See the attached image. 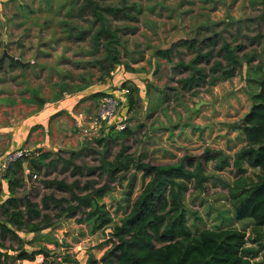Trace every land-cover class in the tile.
Segmentation results:
<instances>
[{"label": "rangeland", "instance_id": "374dc122", "mask_svg": "<svg viewBox=\"0 0 264 264\" xmlns=\"http://www.w3.org/2000/svg\"><path fill=\"white\" fill-rule=\"evenodd\" d=\"M123 1L107 0V3L119 6ZM125 1L128 5L136 4L141 13L137 15L134 11L131 12L137 16L136 21L118 13L119 18L113 20L112 24L114 27H119V38L127 40L128 53L133 54L140 50L143 54L137 62L131 63L134 70H125L135 76L136 82L132 80L130 85L138 87L141 101L139 103L137 101L129 109L127 92L124 95V101L121 100L125 106L120 105L116 118L127 122L125 128L129 129L130 134L117 137L114 128L111 136L101 135L104 139L100 143L96 139H86L83 147L69 146L67 149L60 150L59 156L62 159L56 161L49 169H41V172L36 173L35 186H37L30 194L35 201H40L41 196L49 192L57 197H69L68 192L55 189V187L44 189L42 181L45 179H64L69 183L77 179L82 184L88 180H98L100 183L97 187L104 184L108 186L101 201L106 204L114 224L125 215L129 210V204L140 192L143 185L142 171H137L134 182L129 184L128 179L121 180V182L118 180L123 173H119L116 180L112 182L109 175L103 174L101 177L96 169H89L90 167L99 165L103 156L112 160L122 144L135 158H141V161L154 165L176 163L187 156L192 159L198 158L203 163L207 150L208 152L221 151L228 156L229 161H232L235 152L243 146L244 141L243 133L231 126L240 124L244 116L242 112L249 104H252L249 88L242 82L244 77L235 76L230 81L221 79L213 85L202 84L189 90L182 89L180 85L179 81L189 72L182 66L178 67L179 61L191 60L195 56L194 50L198 45H201L203 50H212V55H214L212 60H219L216 51L222 39L234 41L237 37L236 29L239 26L233 23L223 24L219 18L221 13L217 14L214 19L218 21L211 23L210 15L206 10L211 5L215 6L216 0H206L210 5L204 4L205 0ZM69 2L70 0H1L0 38L4 35L8 38V42L11 41L9 38L29 39L25 45L26 48L23 47L25 51L23 58L31 60L25 62L24 68L7 73L0 85V98L3 90L2 93L6 95L2 97L19 104L22 103L19 97L24 94L38 95V97L47 94L51 96L49 99H55L65 93L78 92L86 86L96 84L101 79L102 72L99 67L92 66L95 57L82 58L81 66L72 63L73 58L79 59L77 52L80 49H86L89 45L90 36L81 42L71 40V43L56 46L54 48L56 53H53L54 58L49 59L43 56L34 60L31 57V49L28 48L34 49V42L39 41L35 38H38L37 31L40 30V22L47 21L52 27V29L49 26L45 28V32L50 36L53 33L51 38L62 36L63 32L60 31L59 22L62 24L71 11ZM262 14L261 11L246 14L247 22L241 26L248 30L241 34L240 42L237 44L249 45L246 51L242 48L240 54L251 52L252 55L264 46V38L261 41L259 38L264 37V23L252 21V18L255 16L260 18ZM233 17L235 18V15ZM199 22L208 26L195 27L199 25ZM190 40H195L197 43L188 47L185 42ZM235 43L233 42V45ZM135 44L139 46L135 47ZM72 46L73 49H71ZM157 49H168L171 59L167 61L162 56H156ZM67 52L68 54L65 55L64 53ZM258 56V62H264V53L261 52ZM69 59H71L70 62ZM122 59L126 60V58ZM4 61L7 63L6 59ZM199 65L206 68L209 66L205 61ZM114 68L124 67L116 65ZM125 82L129 83L131 80L127 79ZM92 87L101 90L97 85ZM113 92L114 89L111 87L109 94ZM198 103L200 104L196 109L195 106ZM71 148L77 149L72 160L73 164L82 167L80 172H74L73 164H66L62 161L69 158ZM215 162V159H210L203 164L205 173L208 175L204 188L194 189L190 183L189 190L184 193L190 228L193 232L203 228L233 227L244 230L246 243L242 254L249 257L252 264H259L262 252L258 250V243L263 242L264 237H258L256 230L264 235V229L254 228L249 220L239 221L235 218L228 191L236 179L234 168L229 166L223 170H215ZM244 167L245 181L255 182L261 171L246 165ZM132 172L133 169L129 170L126 176ZM49 212L53 216L57 210H49ZM62 219L59 225L49 230L48 234L54 233L62 244L66 243L68 247H58L56 250L60 251V254L68 252L71 257L78 260V264H89L90 259L99 260L105 250L111 246L105 242L109 235L102 230L91 233L87 224L80 226L74 218ZM65 228L67 232L63 231ZM40 237L43 239L39 241L46 243L45 238ZM2 243L12 246L10 239L9 241L2 240ZM99 243L102 245L99 246ZM40 245L46 246L45 244ZM49 248L53 249L54 246ZM26 249L31 250L29 247ZM36 257L42 258L39 260L43 263L42 255Z\"/></svg>", "mask_w": 264, "mask_h": 264}, {"label": "trees", "instance_id": "16d2710c", "mask_svg": "<svg viewBox=\"0 0 264 264\" xmlns=\"http://www.w3.org/2000/svg\"><path fill=\"white\" fill-rule=\"evenodd\" d=\"M125 2L124 0L119 6H112L107 0H70L68 5H71L69 8L72 9L62 24L58 21L61 25L60 31L63 33L62 36L51 40V53H56L54 48L58 45L62 46L71 40L81 42L90 36L89 45L79 52L76 50L79 59L73 58L72 63L81 66L82 58L95 57L92 66L99 67L102 72L99 80L101 82L110 76V71L116 65H122L125 70H134L131 63L137 62L143 54L140 50L133 54L128 53L127 40L119 38V27L112 24L113 20L119 18L118 13L137 20L135 13L138 15L141 10L136 4L128 5ZM132 11L135 13H131ZM70 20L72 22H69ZM185 43L192 47L197 42L190 40ZM18 45L24 47L20 43ZM138 46L139 44H135V47ZM46 47V42L39 45L38 58L47 56L42 55ZM239 49L241 44L233 45L223 38L216 51L217 57L221 60H212L214 58L212 50H203V47L198 45L191 60L179 61L178 67L182 66L189 72L179 81L182 89H194L202 84L213 85L221 79L233 77L237 68L243 66L244 58L247 62L255 58L254 54L239 56L237 54ZM64 54L67 55L68 52ZM155 55L162 56L167 61L171 59L168 49H157ZM122 58L126 60L123 61ZM202 60L209 64L207 68L199 65ZM7 63V68L1 71L3 77L10 71L24 68L18 61L8 60ZM0 65L2 68V62ZM248 79L256 84L257 90L252 94L251 107L240 124L231 126L243 132L245 142L235 152L232 161H229L228 156L221 151L207 150L203 163L198 158L192 159L187 156L176 163L154 165L141 161V158H135L122 144L112 160L103 156L99 165L89 168L96 169L101 177L103 174L109 175L112 182L119 173H123L118 180L121 182L128 179L129 184L134 182L137 171H142L141 190L131 201L129 210L120 218L119 223H113L111 213L101 201L106 190L95 193L100 183L98 180L92 179L82 184L77 179L70 183L64 179H45L42 181L44 187L64 190L68 192L69 197H57L49 192L43 194L39 202L31 200L26 195L7 198V207L3 211L4 218L0 221V237L3 240L8 235L18 242V246L6 248L0 242V264L7 259L33 260L36 255L44 257L43 264H78V260L71 257L68 252L60 254V251L56 250L58 247L68 245L62 244L56 237L50 238V234H45V241L53 244L55 248L43 249V245H40L32 246L30 251L23 250V245H31L39 235L25 242L18 236L19 233L38 234L46 229H52L57 226L55 223L62 216L74 217L76 223L87 224L91 233L102 230L109 235L106 241L110 242L111 246L101 256L100 264H252L251 259L242 254L246 243L244 230L233 227L203 228L193 232L188 223V210L184 202V193L189 190L190 183L194 189L204 188L208 175L203 164L215 159V170H223L229 166L234 168L236 179L228 191L235 218L239 221L249 220L254 228L264 229V69L262 72L258 71V75L249 74ZM131 83L121 84V87L128 91L129 109L137 101L138 103L141 101L138 87L131 86ZM107 94L97 93L96 96L102 98ZM107 129L103 130L101 135L111 136L114 125L109 124ZM127 134H130L128 128L116 130L117 137ZM103 139L101 136L96 140L100 143ZM74 155L71 153L69 158L62 161L73 164ZM60 159H62L60 156L55 158L52 154L42 152L37 158L15 162L2 177L8 178V174L13 173L15 175H12L9 181L22 184L24 177L16 176V171L23 172V162H27L28 167L40 172L42 168L49 169ZM43 161L47 162L44 164ZM244 165L261 171L255 182L245 181ZM73 169L74 172H80L82 167L73 164ZM131 169L133 172L126 176V172ZM49 210L57 212L52 216ZM256 232L258 237H264L258 230ZM258 244V250L262 252L259 264H264V241ZM8 249L14 254H8ZM89 262L94 264L92 259Z\"/></svg>", "mask_w": 264, "mask_h": 264}, {"label": "crops", "instance_id": "0c3cea01", "mask_svg": "<svg viewBox=\"0 0 264 264\" xmlns=\"http://www.w3.org/2000/svg\"><path fill=\"white\" fill-rule=\"evenodd\" d=\"M216 1L217 2L215 6L211 5V7L208 10H206V12H208V14L210 15L211 23H216L215 21L218 20H214V19L217 14L221 13V17L219 18L222 20L223 24L226 23L230 25L233 23L234 25L237 24L239 26L236 29L237 37L235 38V40L234 41L227 40L232 44L233 42H236L235 44L239 43L241 34L244 31L248 30L246 27L241 26L243 25L244 22H247L246 14L248 13L252 14L253 12L260 13V11L264 12V0H222V1L216 0ZM207 2L208 1L205 0L204 4L210 5V3ZM0 6H1V0H0ZM201 9L203 10V7ZM233 15H235V18L233 17ZM206 20L208 21V19ZM252 21L256 23H264V15L262 14L260 18L259 16L257 17L255 16L254 18H252ZM48 26L50 27V29H52V27L49 25L47 21L40 22L39 25L40 30L37 31L38 38H35V39H39V41L36 40L34 42L35 44L34 49H31L30 51L31 57L34 58V60L35 58H38L39 45L42 42L47 43V47L44 49V54L42 55H47L45 58H49V59L55 57L53 56V53H51L50 51L51 40H54L55 38H51V36L53 37V33H51L50 36V34H47L45 32V28ZM207 26H205L201 22H199V25L197 26L195 25V27L198 28H204ZM232 28H234V26ZM259 38H261L260 39L261 41L263 40L264 37L261 36ZM9 39L11 40V41L9 40L10 42H8V38H6V36L4 35L3 37L0 38L1 40L0 62H2V68L0 65V73H1L0 85L4 81L3 79L4 75L1 71L5 70L7 68L6 66L8 65V63H5L4 60L5 59L6 61L10 60L6 56H4V52L12 56L16 61L22 63V65H24L26 61L29 62L31 60V59L26 60L23 58L25 51L23 50L22 47H19L18 45V43H20L24 45V47L26 48L25 45L27 44L29 39L23 37H18L17 39L16 38H9ZM248 45L246 43L241 44V49L244 48V50L246 51ZM6 46H8V48ZM241 49H239L237 53L239 56L251 55V52L247 54H240ZM261 52L264 53V46H262L261 50L257 52H253L255 58L250 62H247L244 58L242 60L243 66L241 68L238 67L236 74L233 76V77L240 76L241 78L244 77V81L242 80L243 85L247 84L246 86L247 88H249L248 91H250L251 96L253 93L256 92L257 88H256V84L248 79V75L249 74L258 75V71L262 72V70L264 69V68L262 69V67H264V62H258L259 60L258 54L259 53L261 54ZM219 59L221 60V58ZM256 62L258 63L256 64ZM110 73H111L110 76L105 77L104 78L105 80L102 82L99 81L96 82V84L94 85L86 86L85 88L79 90L78 92L65 93L61 97H57L55 99L54 98L49 99L51 98V96L47 94L45 96L42 95L41 97L40 96L38 97V95L32 96V95L24 94L21 97H19L21 99L20 101L22 102L19 104L13 100L5 99L4 97H2L6 95L5 93H2L4 92L2 90L1 98H0V151L7 152L12 148L28 146L32 149H40L42 150L43 153L52 154V156L56 158L57 156L60 155L59 154L60 150L67 149V147L69 146H79V147L85 146L84 142L86 139L83 136H81L76 125V121L78 120V115L80 113L85 115H95L101 100V97L96 96L97 93L109 94V89H111V87L114 89V92L119 93V90L123 88L121 87V84L124 83L127 79L131 80V82L133 81L136 82L134 80L135 76H133L132 73L125 71L124 68H114L113 71H111ZM233 77H231L230 79H223V81H230L232 80ZM95 85H97V87L101 90L93 89L94 87L92 86ZM124 99L125 96L123 95L122 101H124ZM121 104L122 106H125V103L122 102ZM250 107L251 104H249V106L244 109L242 114L245 115L249 111ZM71 149L72 150H70L69 157L71 153L75 154L76 152L75 150H77L76 148H71ZM43 162L45 164L47 161H43ZM22 166L24 169L23 172H21L20 170L16 171V176H19V178H21V176L23 175L24 177L23 182H21L22 184H15L9 181V178L12 175H15L13 173L12 175L8 174V178H4L2 177L3 175L0 174V181H1L0 221L3 220L4 218L3 211L4 208L7 207L6 205L7 198L12 196L19 197L26 195L31 200H33L30 194L35 190V187L37 185L35 186V181L31 179V175L33 173L36 174L37 171H35V169L31 167H28L27 162H23ZM44 189L47 188L44 187ZM67 218H71V217H67ZM61 219L57 221L55 224L59 225V223L63 220ZM77 224L83 226L81 225V223H77ZM49 230L51 229L50 228L46 229L38 234L19 233L18 236L21 240L25 242L31 240L33 237L37 235H39V237L40 236L44 237L45 234L49 233ZM63 231L67 232V228H65V230ZM52 237H56L58 239V237L54 233L50 234V238ZM9 239L12 247L16 248L18 246V242L16 240L11 239L8 235L5 236L3 240L9 241ZM40 239L43 238L42 237L36 238L31 243L32 245L24 244L23 250L28 251L26 249L27 247L29 248H32V246L38 247L40 246V244L46 245L43 246V249L49 248L50 246L53 245L51 243H48L47 241L46 243H41L39 241ZM0 242H2L1 237H0ZM105 242L111 245L110 242L106 240ZM98 245L101 246L102 243H99ZM5 246L6 248L10 247V245L8 244H5ZM8 254L12 255V251H10L9 249H8ZM93 260H94V264H100V258L99 260H95V259ZM15 262L17 264V261H11L10 259H7L3 262V264H10V263L15 264Z\"/></svg>", "mask_w": 264, "mask_h": 264}, {"label": "built area", "instance_id": "2783aa9c", "mask_svg": "<svg viewBox=\"0 0 264 264\" xmlns=\"http://www.w3.org/2000/svg\"><path fill=\"white\" fill-rule=\"evenodd\" d=\"M127 92L126 88H122L119 90V93L113 92L104 96L100 100L95 115H85L80 113L76 125L81 136L88 140L97 139L101 137L103 130H108L107 127L109 124H113L114 128L118 131L123 130L126 127L127 122L123 119L117 120L116 118L118 116L122 96L126 95ZM41 153L42 150L32 149L28 146L12 148L7 152L0 151V174L4 175L15 162L37 158ZM31 179L35 181L37 179V174L33 173ZM36 256L33 260H19L17 261V264H41L42 260L40 261L39 259L42 258Z\"/></svg>", "mask_w": 264, "mask_h": 264}, {"label": "water", "instance_id": "95a60500", "mask_svg": "<svg viewBox=\"0 0 264 264\" xmlns=\"http://www.w3.org/2000/svg\"><path fill=\"white\" fill-rule=\"evenodd\" d=\"M4 56H6L7 58H9L10 60H15L12 56L8 55L6 52H4ZM200 102H201V101H200ZM199 104H200V103H198V104L196 105V108L199 106ZM107 188H108V186H107L106 184H104V185H102V186H100V187H97V189L95 190V193H96L97 191L105 190V189H107Z\"/></svg>", "mask_w": 264, "mask_h": 264}]
</instances>
